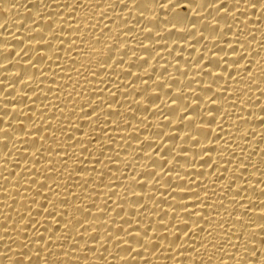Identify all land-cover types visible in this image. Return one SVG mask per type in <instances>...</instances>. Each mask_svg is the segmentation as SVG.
I'll use <instances>...</instances> for the list:
<instances>
[{
  "label": "bare ground",
  "instance_id": "bare-ground-1",
  "mask_svg": "<svg viewBox=\"0 0 264 264\" xmlns=\"http://www.w3.org/2000/svg\"><path fill=\"white\" fill-rule=\"evenodd\" d=\"M0 264H264V0H0Z\"/></svg>",
  "mask_w": 264,
  "mask_h": 264
}]
</instances>
